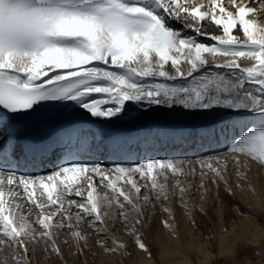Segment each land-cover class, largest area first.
Returning a JSON list of instances; mask_svg holds the SVG:
<instances>
[{"label": "snow or ice", "instance_id": "6c2138e0", "mask_svg": "<svg viewBox=\"0 0 264 264\" xmlns=\"http://www.w3.org/2000/svg\"><path fill=\"white\" fill-rule=\"evenodd\" d=\"M252 5L244 0H228L227 5L225 0H0V153L10 162L29 157L43 162L53 142H28L17 155L15 146L9 153L5 137L11 140L18 135L16 125L25 116L38 117L44 109L66 106V102L91 117L106 120L119 117L128 102L144 110L153 105L181 106L190 111L226 110L236 116L252 113L264 119V26L258 28L257 21L258 9L264 17V0H252ZM169 18L181 28L171 27ZM209 24L219 34L204 31ZM185 28L195 36L184 35ZM257 31L262 33L259 38ZM198 36L213 43L200 42ZM206 55L213 61L227 58L213 66L227 69L232 78L225 80L222 74L194 76L209 64ZM240 59L254 63L244 67ZM169 64L174 75L167 68ZM156 78H192L201 84L170 86L153 82ZM246 84L258 86L259 92H248ZM5 117L13 126L12 133ZM226 151L247 153L264 166V124L245 127ZM220 155L197 158L202 161L201 175L211 173L224 179L227 163L216 159ZM234 162L241 163L238 157ZM165 170L173 175L181 171L173 159L162 157L110 164L65 157L50 171L35 174L0 165V247L19 248L27 255V241H31L44 243L49 251L62 255L54 229L74 228L70 209L75 206L77 223L87 219L102 237L96 247L118 254L125 245L109 246L104 221L107 213L102 212L115 203L121 209V222L135 237L134 244L149 253L140 235L144 224L141 203H150L148 196L141 202L140 194L149 185L139 181H150L152 190L159 189V197L164 189L157 176ZM80 183L87 189L86 195L79 187L73 191ZM118 183L129 185L135 195L117 187ZM97 184L110 189L113 199L94 195ZM72 195L84 197L83 202L65 200ZM17 199H26L35 207L37 211H29L28 216L35 215L39 231L28 216L18 214L20 204L9 203ZM125 204L137 215L131 216ZM72 236L78 244L84 243L80 251L85 254V248L91 247L87 237L80 231H72ZM17 264H23V258H18Z\"/></svg>", "mask_w": 264, "mask_h": 264}, {"label": "bare ground", "instance_id": "6f19581e", "mask_svg": "<svg viewBox=\"0 0 264 264\" xmlns=\"http://www.w3.org/2000/svg\"><path fill=\"white\" fill-rule=\"evenodd\" d=\"M227 3H228V0H225L226 5ZM244 3H247L249 6H254L252 5L251 0H244ZM229 10L234 11V9H232L231 7H229ZM261 20H264V17H261L259 15V9H258V15H257L258 28L261 26H264V24L260 23ZM168 24L171 27H174L177 29L181 28L179 24H176V22H174L170 18L168 19ZM204 31H207L211 34H219V30L210 24L208 25L206 29H204ZM237 31L239 32V29H237ZM183 34L195 36L194 32L186 28L183 29ZM261 34L262 33L257 31V38H259ZM196 38L199 41H203L202 38H204L210 44L213 43L210 39H207L204 36H198ZM206 58L212 59L211 57H208L207 55H206ZM216 59L220 60L219 58H216ZM221 61H224V60H221ZM241 64H244V63L241 62ZM182 67L187 69L188 66L182 65ZM167 68L169 69L170 74H173V75L175 74L174 69L171 68L170 64L167 66ZM225 80H228V78L226 77ZM162 81H164V78H156L155 81L153 82L161 83ZM167 81H169L170 84H176L178 82H185V80L180 81V78H177L176 80H167ZM186 81H189V80L187 79ZM143 82L148 83L150 81H143ZM258 92H259L258 87L251 90V93H254V94ZM89 99H91V97H89ZM158 109L163 110L165 114L163 116H158L156 114V111ZM232 114L231 112L226 111V110H213L209 112L190 111V110L183 109L181 106H173L172 108H168L164 106L153 105L151 106V109L149 108L147 110H144L133 103V108H129L128 106L125 105V111L121 113L119 117L113 118L111 120H106V119H99V118L91 117L90 114H88L84 110L73 106L72 102H66V106L60 105L55 109L54 116L49 121L57 120L61 118L92 119L95 121V123L98 126H100L104 130L105 134L102 140V145L105 148L109 147L112 144H117V145L122 144L123 146L126 144V146L127 145L131 146L129 143L130 138L131 140H133L134 138H136V140L142 139L141 141L143 142L147 141L148 145H150L151 143H154L156 145H159L163 142L169 143L168 144L169 148L165 152L168 153L171 151V153L163 155L161 157L169 158V159L171 158L179 159V160L174 161V164L181 171L178 174L173 175L171 170H165L163 174H160L157 176L159 184L162 185L164 189V194L160 195L159 197L156 194L157 191H159V189L152 190L150 187V181H139V183L142 185L146 183L149 185L147 188H142L141 193L145 191L146 193L140 194L141 202L144 196H148L150 198V203L148 204L141 203L142 212L144 213V215L142 216V219L144 218L146 214L144 210L145 206H151L152 208H155V209L158 208L155 213L159 212L161 216H164V217L169 216V219H167L170 222L168 223L169 225H176V226L178 225V227H174V229L170 228L172 233L177 234V235L178 234L183 235L184 232H186L184 228L185 226L183 225H200L198 224L199 222H203V220L205 219L212 218L211 217L212 215L216 216V218L219 220L220 225H225L224 215L229 205H239V203L241 204V198H239L237 194L234 192V188L232 186L231 179L228 174V168H230V166H234L235 164L232 159L223 160V158L227 157L230 154V152L228 153L224 152L222 155L216 157V159L227 163V170L223 172L224 179L222 180L216 178L211 173H207L206 175H201L202 170L200 168V165L202 161L197 159L198 157H202V156L211 157L213 153L222 152L228 146V141L232 139L231 137L233 136V131H235V128L239 133L244 130L247 124L242 122L243 119L241 120V116H236ZM259 119L261 120V118ZM237 124L241 125V127H236L235 125ZM262 124H264V121H259V122L257 121V123L254 124V126H260ZM179 134H182L181 136L185 138L183 141H180V139L178 138ZM161 135H164V137H161ZM150 136L152 137L150 138ZM152 138H154L153 141H152ZM184 141L185 143L182 144L181 142H184ZM195 148H198V151H195ZM149 152H151V150H145L143 152V155H141V157L144 156L142 159H148L154 156L153 154L151 155ZM156 156L157 155H155L154 158H157ZM232 157L236 158L237 156L234 154V156ZM153 175H156V172H154ZM199 175H201V179L204 181L200 184V187L206 192L205 196L208 197V200H204L203 201L204 203L200 205H198L195 202V200L192 198V192L194 190L193 181H195L196 177H199ZM213 176H214V180L211 181L210 177H213ZM96 179L98 180V178ZM66 182L69 184L73 183L72 181H69V180H66ZM76 187H79L82 190H84L85 195H86L87 189L82 183L76 184L74 186L73 191H75ZM117 187H123L125 192H128L130 195H133V196L135 195L134 190H132L129 185H123L122 183H118ZM210 187H211V190L208 191ZM212 187H215L217 189V194L212 191ZM181 188L184 189L183 194H181L180 192ZM262 193H264V186L260 187L258 186V184L252 183L250 187L242 188V189L240 188L239 195L241 194L243 197L242 202L246 201L251 204L250 207L248 206V208H250L251 212L254 213L256 218L252 216L253 219L252 218L247 219L244 223H241L240 221L237 223V225H258L259 222L257 223V221L259 219V216L261 215L259 211V209L261 208L259 207L264 206V199L261 198ZM96 194H99L100 196L107 195L110 200L113 199V195H114L110 191V189L104 188L103 186L99 184H97L96 193H94V195ZM179 195L181 196L180 200L174 201L173 199H175ZM75 198H77V196L75 195L66 196L65 200H70V199L76 200ZM83 199L84 197H81L79 201L77 200L76 201L78 203L83 202ZM120 199H121V202H123V198L121 197ZM166 200H169L170 204L167 206L162 205V202ZM9 203L13 204V206L15 204H20L22 206L20 209H18V214L28 216L29 211L33 213L37 211L33 205H30L28 202L22 201V199H17L15 201H9ZM158 203H161L160 207H157ZM215 207L217 208L215 209ZM116 208H118V206L115 207V203H113L111 208H108L106 206L104 209H102V212H106V213L112 212L113 215H115L116 213L119 214L120 211H115L117 210ZM125 208L127 211L129 208L131 209V211H133V209L129 205L125 206ZM212 209H215L216 212L215 211L212 212ZM50 210L51 209H46L45 211H50ZM75 210H76L75 206H73L70 209V212L72 214V223L74 225L73 231H79L78 228H76V226L83 225L84 222L82 221V222L77 223L76 217H75ZM155 213L150 214L151 221L155 219L154 216H157ZM108 217L106 216V218ZM112 218L113 219H112L111 224H117L118 223L117 217L112 216ZM35 219H36L35 215L28 216L29 222L32 223L33 225H35L34 223ZM187 220H190V224H187ZM149 224L152 225V222H150ZM143 225H148V224L144 222ZM106 231H107V236L110 239V242H108L109 246L115 247L116 244H123V242H120L123 240V238L120 241L116 240V238L113 236V233L110 227H107ZM63 233L64 234L62 235H65V236L71 235V232L64 231ZM163 236H165V233ZM219 239H221L220 250L222 252L221 254H223V251L225 250V246H227V242H225L227 240V236L224 235L222 232H219ZM87 240H88V244L91 245V249L85 248V254H81V251H80V255L72 253L73 254V257L71 259L72 261L70 260L71 262H69L68 260L66 261L64 260L62 264H70V263L71 264H130L132 263L131 261H129L130 260L129 259L130 256L128 254L129 250L122 249L119 251L118 254L106 253V252H103V250L98 249L96 247L97 242L101 240V238L97 239L95 237V239H92L90 237ZM90 240H92V242L94 243L92 244ZM164 240L166 241H160V239H158L157 248L159 247L160 249L165 248L168 251L165 256L166 258H169L167 260L168 262H171L172 259H170V257L173 255L171 258H174V262L170 264H193L192 258L190 256V254H192L193 252H197V254L204 257V260H203L204 264L210 262V260H212L214 257L210 249V243H206V242L196 243L192 239L188 243L189 245L188 251L186 250V252L184 253V250H185L184 247L180 246L179 245L180 242L175 241L172 238L170 233L168 237L165 238ZM113 241H115V243H113ZM63 242L64 240H61L62 246H64V243H65ZM66 243L68 244V242ZM6 246H3L2 248H0L1 250L0 252L3 253L2 255H0L1 258H4L5 256H7L8 250L10 248H13V247L9 248L8 246L6 248ZM84 247L85 246L83 243L81 248H84ZM154 247L155 246L153 245L151 246L148 245L149 253H150V254L147 253L148 255L152 256L153 254L152 249ZM13 249L15 250V248ZM228 249L229 251H232L233 247H230ZM137 250L138 251L132 254L134 258H137L135 260V264H156L154 260H152L153 258H150V259L144 258L145 255L143 256V253H140L138 248ZM4 253L6 255H4ZM41 254L42 253L35 251L36 257H40ZM221 254H219V256H221ZM51 257L52 256H50V258ZM80 258L81 260L80 262H78L79 261L78 259ZM26 260H27L26 264H30L27 258Z\"/></svg>", "mask_w": 264, "mask_h": 264}, {"label": "rangeland", "instance_id": "374dc122", "mask_svg": "<svg viewBox=\"0 0 264 264\" xmlns=\"http://www.w3.org/2000/svg\"><path fill=\"white\" fill-rule=\"evenodd\" d=\"M251 2H252V0H251ZM202 39H203V41H200V42L210 44L204 38H202ZM217 58H219L220 60L215 59V61H213L212 59H208L209 64L207 66L203 67L200 72L194 73V76L199 77L201 75L213 76L215 74H222L225 78L227 77L228 80L231 79L233 76V73L229 72L227 69L216 68L213 66L214 63L223 62L221 60H225L227 58H223V57H217ZM241 62H243L244 64H241ZM239 63L241 64V66L247 67V66H252L254 61H250L247 59H240ZM183 80H185V82H178L176 84H170L169 81L164 79V81H162L161 83H165V84L170 85V86H200V84H201L200 81H193L192 78H188L189 81H186L187 79H180V81H183ZM188 82H189V84H188ZM245 86H246L245 90H247L248 92H251V90L258 87V86L253 85V84H246ZM210 87H214V85H210ZM150 109H151V107H150ZM255 116H256V118H255ZM258 117H259L258 115H253L252 113H246L245 115L241 116V120L243 119L242 122L247 124L245 127L250 126V125L254 126V124H256L257 121L258 122L264 121V119L261 118V120H260L259 119L260 117L259 118ZM201 120H203V119H201ZM238 135H239V133L237 134L235 131L232 139L229 140L228 146H229V144L232 143V141L235 138H238ZM227 147H226V149H227ZM223 151L219 152V153L223 154L224 153ZM226 153H228V151ZM234 154L241 161V163L239 165H237L234 162L235 157H232V156H234ZM202 157H207V156H202ZM225 159H227V160L232 159L234 164H235L234 166H230V168H228V174L230 176L231 183H232V186L234 188V192L237 194V196L239 198H241V204L239 203V205H229L228 209L226 210V213H225L226 216L224 215V219H225L224 224L225 225H220L219 220L216 218V216L212 215L211 216L212 218L205 219V220H203V222H199L198 224H200V225H183V226H185L184 228H185L186 232H184L183 235H181V234L177 235V234L172 233L171 229H174V227H178V225L177 226L176 225H170V227H168L164 224V221H167L168 223H170L169 220H167V219H169V216L164 217V216H161V214L159 212L155 213L158 208L155 209V208H152L151 206H145L144 210H145L146 214H145L143 220L148 225H143V227L140 229V235H141V238L145 241V243L147 245L155 246L152 249L153 254H152V256H150L147 253L143 252L142 250L140 251V249L134 244V239H135L134 235L131 234L129 232L128 228H125V226L121 222V219H122L121 215H120L121 209L119 207L116 208L117 210H115V211H120L119 214L116 213L115 215H113L111 212V213H107L106 216L107 217L109 216L108 218H106V216H104L105 224H107V227H110V229L113 233V236L116 238V240L120 241L123 238V240L120 242H123V245H125L124 249L129 250V252H128V254L130 256L129 261L132 262L130 264H135V260L137 258H134V256L132 254H134V252L138 251L137 248L139 249L140 253H143V256L145 255L144 258H147V259L153 258L152 260H154V262L156 264L173 263L174 258H171L173 255L170 257V259H172L171 262H168L167 260L169 258L165 257L168 251L165 248L164 249H160V247L157 248L158 247V244H157L158 239H160V241H166L167 239L166 240H164V239L168 237L169 233L171 234L172 238L175 241L180 242V244L178 243L180 246L184 247V249H185L184 253L186 252V250L188 251V249H189L188 243L192 239L196 243L197 242L210 243V249H211L214 257L212 260H210V262H208L206 264H209V263L210 264L211 263L212 264H264V206L259 207L262 210L259 209L261 215L259 216V219L257 221V223L259 222L258 225H237V223L240 221H241V223H244L247 219H251V218L253 219L252 216H254V218H256L254 213L251 212L250 208H248V206L250 207L251 204L249 202H246V201L242 202L243 197L241 194L239 195V190H240V188L242 189V188L250 187V185L252 183L258 184V186H260V187L264 186V166H261L258 163L254 162L253 160H251L250 157L247 155V153H231L230 152V154L227 157L223 158V160H225ZM176 160H179V159H174L173 161H176ZM210 178H211V181L214 180V176L210 177ZM193 182L192 183L194 184V186H193L194 190L192 192V198L195 200V202L198 205L203 204L204 203L203 201L208 200V197L205 196L206 192L200 187V184L202 182H204L201 179V175H199V177H196L195 181H193ZM212 184H213V182H212ZM210 190H211V187L209 188L208 191H210ZM212 191L217 194V189L215 187H212ZM143 193L145 194L146 191L142 192L141 194H143ZM148 195H150V194H148ZM180 197L181 196L179 195L178 197H176L173 200L174 201L180 200ZM80 198L81 197H77L75 199L77 201H79ZM261 198L264 199V193H262ZM22 201L28 202L26 199H22ZM169 204H170L169 200L162 202V205H165V206H167ZM157 205H158L157 207H160L161 203H158ZM125 206H128V205L126 204ZM115 207H117V206L115 205ZM216 208L217 207H215V209ZM215 209H212V212H214ZM76 212H77V209L75 210V213ZM128 212L130 213L131 216L136 215V212L131 211L130 208L128 209ZM152 213H155L157 216H154L155 219H153L151 221L150 220V216H151L150 214H152ZM112 216L117 217V219H118L117 224H111L112 219H113ZM186 219H188V218H186ZM83 222L85 224L83 223V225H77L76 226V228H78V230L82 233V235L86 236L87 239L90 237L92 239H95V237L97 239L102 238L101 236L96 235L95 230L91 227V225L88 224L87 219L83 220ZM150 222H152V225L149 224ZM187 224H190V220H187ZM33 227H37V226L33 225ZM98 227H102V226L98 225ZM37 231H39L38 227H37ZM54 231L56 232L55 238H56L58 245L60 246V248L62 250V255L57 256L54 252L49 251L44 243L34 244L31 241H27V243H28V254L27 255L24 254L22 249L15 248V250H14L13 248H10V246L7 245L10 249L8 250L7 256L4 257L5 259L0 257V264H8V263L9 264H17L18 258H23L24 264H26V261H27L26 258L29 260L30 264H46V263H48V264H62V262L64 260L65 261L68 260L69 262H71L73 254L80 255V249H81V246L83 245V242H80L79 244L77 243L75 238L72 236L73 229L72 230L54 229ZM64 231L71 232V235H66V236L62 235V234H64L63 233ZM239 231H240V233H239ZM219 232H222L224 235L227 236V240L225 242H227L228 247L225 246V250L223 251V254H221L222 252L220 250L221 239H219ZM164 233H165L166 237L163 236ZM158 235H159V237H158ZM197 235H198V237H197ZM162 237H163V239H162ZM61 240H64V242H65V243L63 242L64 246H62ZM90 241L92 244L94 243V242H92V240H90ZM219 241H220V243H219ZM66 242H68V244ZM108 242H110L109 238H108ZM4 246H6V245H4ZM7 246H6V248H7ZM230 247H233L232 251H229L228 248H230ZM0 248H2V247H0ZM90 249H91V247H90ZM35 251L42 253L41 256L36 257ZM170 252H172V251H170ZM5 253H4V255H6ZM130 253H131V255H130ZM194 253H195V255H194ZM2 254L3 253H1L0 255H2ZM219 254H221V256H219ZM50 256H52V257L50 258ZM190 256L192 258L193 264H204L203 263L204 257L197 254V252H193L192 254H190ZM78 260H79L78 262H80L81 258ZM133 260H134V262H133Z\"/></svg>", "mask_w": 264, "mask_h": 264}]
</instances>
